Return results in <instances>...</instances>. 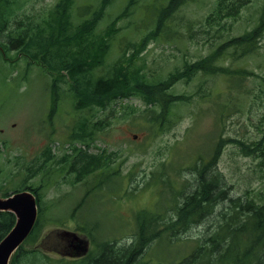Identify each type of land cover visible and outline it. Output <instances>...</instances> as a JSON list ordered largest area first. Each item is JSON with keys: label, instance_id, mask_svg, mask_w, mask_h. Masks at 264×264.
I'll return each instance as SVG.
<instances>
[{"label": "rangeland", "instance_id": "rangeland-1", "mask_svg": "<svg viewBox=\"0 0 264 264\" xmlns=\"http://www.w3.org/2000/svg\"><path fill=\"white\" fill-rule=\"evenodd\" d=\"M217 1L181 0L169 27L163 34L157 32L168 38L145 43L141 41L152 25L148 20L152 4L144 6L143 0H137L133 13L135 17L141 11V31L122 30L131 23V16H122L124 0H112L106 22L102 19L90 30L83 29L84 21L102 0H64L62 9H55L61 0L18 1L15 23L20 29L27 26L29 33L41 29L47 39L56 37V45H51L54 57L70 53V59L84 61L90 78L137 74L151 85L163 84L168 99L162 125L150 127L151 117L160 114L159 105L149 107L141 97L132 96L101 109L87 102L85 107L76 106L71 81L61 72H45L22 52L4 55L0 61V196L24 185L37 187L43 225L33 240L22 245L28 252L22 259L28 264H71L69 258L47 250L56 247L45 238L56 228L76 232L82 227L97 243L128 246L136 232L135 214L163 209L164 218L175 217L185 196L200 190L198 177L203 170L204 181L214 180V193H219L218 199H211L216 206L197 210L204 219L180 231L183 239L173 245L152 242L146 257L150 262L166 264L179 258L196 244L193 238L212 237L230 214L244 213L237 208L246 209L248 202L264 204V158L247 150L264 147V86L258 77L264 76V43H256L249 54L229 45V37L257 24L264 0H246L235 17L207 22ZM220 47L225 49L216 64L239 75L194 70L195 62ZM53 80L60 101L52 108ZM130 81L133 92L136 87V92L146 93L145 87ZM78 125L92 131L89 138L74 136L72 128ZM45 149L48 161L41 169L32 165L35 175L27 169L32 154L37 151L36 158ZM81 149L92 158L80 156L71 168ZM96 157L102 166H95ZM88 164L95 168L93 172L87 171ZM42 241L46 247L39 246Z\"/></svg>", "mask_w": 264, "mask_h": 264}, {"label": "trees", "instance_id": "trees-1", "mask_svg": "<svg viewBox=\"0 0 264 264\" xmlns=\"http://www.w3.org/2000/svg\"><path fill=\"white\" fill-rule=\"evenodd\" d=\"M18 1L0 0V61L6 53L16 51V54L22 52L30 58H36L35 56L41 55V61L48 69L61 72L62 76L69 78V81H71L70 89H72V94L75 99H77L76 106L80 105L81 107H85L84 103L87 102L89 103L87 106L91 107L95 105L101 109L109 107L122 99L126 100L132 96H137L138 98L141 97L146 105L154 104L155 106H160V114L151 117L150 127H153L152 125H156L157 127L162 125L163 121L161 118L167 107L168 99L163 95L165 89L161 84L151 85L150 83L152 82L147 83L142 76L122 72H119L117 76L108 78L97 76L90 78V67L87 66L84 61L78 58L70 59V53L67 55L65 54L62 58L53 56L51 45H56V37L51 36L52 39H47V37L43 35L41 29H38L35 33H29V28L27 26L24 29H20L15 23L18 18L17 11H19ZM124 1L123 5L125 6L122 9V16H131V23L126 29L123 28L122 30L140 29L141 31V28H143L141 27L143 26V20L139 17L141 11L135 17L133 15L136 3L137 6H139V2H137V0ZM245 1L246 0H218L216 10L213 16L209 17L207 22L212 18L235 17L239 12L238 8L243 5ZM111 2L112 0H102L101 6L89 13L88 20L84 21L83 29H92L96 23L100 24L102 19L106 22L105 18L110 16V10L112 8V6H110ZM143 2L144 6L152 4L149 11L151 16L148 19L149 22L152 21V25L148 26L149 22H146L144 25V27L148 26L147 29L149 27L151 28L145 30L146 35L143 36L141 43H145L150 39L168 38L167 35H159L157 32L162 30L161 33L163 34L169 27L171 15L181 3V0H168L166 3L161 0H143ZM156 3H159L160 6ZM63 6L64 0H61V2L56 5L55 9H62ZM108 7L109 12L105 13ZM103 10L105 14H103ZM85 13H87V9L84 10V14ZM117 17L118 15L116 18ZM131 32L134 31L132 30ZM229 39V45L235 50L241 49V54L252 53V51L255 50L256 43L260 41L264 43V4L260 18L257 24L253 26L252 30L229 37ZM58 40L61 42L60 39ZM224 49V47H220L213 55L206 56L195 62L192 67L195 71H202L206 74L223 72V74L239 75L240 72L238 71L227 70L222 65L216 64V61ZM79 60L80 62H78ZM188 70L189 68L185 67L184 73H187ZM258 77L260 79L262 78L261 81L264 86V76ZM130 78L134 82L145 87L146 93L141 94L136 92V87L133 92V90L130 89V87H133ZM153 92L155 95L154 98L151 97ZM99 127L100 125L96 126V128ZM74 129V136H79V138H89L92 134V131H89V129L85 130V125H78ZM253 149H255V147H247L249 153H255L259 157L264 158V147L258 148L256 152H253ZM82 152L81 149L80 155L73 160L71 168L73 164H78L80 162V159H78L80 156L81 158L85 157V160H90L92 158L91 155ZM95 166H102V161H98L97 157ZM94 170L95 168L88 164L87 171L93 172ZM205 176L204 170L199 173V182L202 184H200V190L185 196L183 204L179 209H176L175 217L168 219L164 218L160 213H137L134 216V221L136 223L135 236L128 246L122 244L119 247V245H114L113 243L98 244L93 253H89L85 258L75 263L165 264L160 261L150 262L149 258H146L150 244L156 241L158 244L157 246H163V241H165L169 246L173 245L178 239H183L179 238L180 231H186L192 223L195 224L198 220L204 219V213H195L197 210L201 208L210 209L216 206V201L214 202L211 199H218L216 195L219 193H214V180H210L206 183L204 181ZM212 193L215 195L212 196ZM232 208L235 209V206H232ZM237 209L244 213L230 214L228 216L229 219L225 221L224 225L215 229L216 232L213 233L212 237L203 235V237L199 239L193 238L196 244L192 246L188 253L166 264H264V204L259 205L248 202V207H246V209ZM40 214L41 213H39L36 224L27 240H33L36 237L35 234L39 227L43 225ZM14 221L15 218L12 213L0 212V240L12 228ZM208 222L209 221H207L206 224H208ZM27 253L28 252L23 251L15 253L11 257L9 264H28V260L22 259V257L28 256Z\"/></svg>", "mask_w": 264, "mask_h": 264}, {"label": "water", "instance_id": "water-1", "mask_svg": "<svg viewBox=\"0 0 264 264\" xmlns=\"http://www.w3.org/2000/svg\"><path fill=\"white\" fill-rule=\"evenodd\" d=\"M0 211L14 214L15 224L0 241V264H9V260L19 245L33 228L37 216L35 196L28 190L16 192L6 198H0ZM46 240H51L57 252L71 257H79L88 250L87 239L65 231L51 232ZM44 242L42 246H44ZM54 249V250H55Z\"/></svg>", "mask_w": 264, "mask_h": 264}, {"label": "flooded vegetation", "instance_id": "flooded-vegetation-1", "mask_svg": "<svg viewBox=\"0 0 264 264\" xmlns=\"http://www.w3.org/2000/svg\"><path fill=\"white\" fill-rule=\"evenodd\" d=\"M33 158V157H32ZM33 160H34V158H33Z\"/></svg>", "mask_w": 264, "mask_h": 264}]
</instances>
